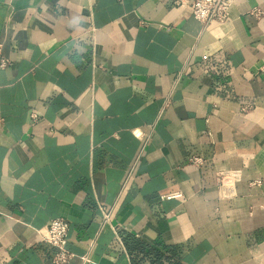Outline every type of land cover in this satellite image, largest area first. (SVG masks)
Here are the masks:
<instances>
[{
  "label": "crops",
  "instance_id": "obj_1",
  "mask_svg": "<svg viewBox=\"0 0 264 264\" xmlns=\"http://www.w3.org/2000/svg\"><path fill=\"white\" fill-rule=\"evenodd\" d=\"M0 43V264H54L56 217L64 264H264V0H0Z\"/></svg>",
  "mask_w": 264,
  "mask_h": 264
},
{
  "label": "built area",
  "instance_id": "obj_2",
  "mask_svg": "<svg viewBox=\"0 0 264 264\" xmlns=\"http://www.w3.org/2000/svg\"><path fill=\"white\" fill-rule=\"evenodd\" d=\"M234 0H172V3L180 8L189 9L191 15L197 21L207 24L211 21L219 23L225 22L229 16V10ZM250 14L259 18L263 12L258 9H252ZM8 65V60L2 52V44L0 43V69ZM264 71V66L262 67ZM30 123L34 124L40 119V115L35 111L29 113ZM132 133L141 138L143 136L139 128L132 129ZM187 162L193 166H200L204 162L203 159L196 155H190ZM133 166L129 167L127 174L129 175ZM238 178L236 171H222L215 176L216 188L220 195L227 196L229 190L232 188L231 180ZM251 185L260 184V181H254ZM181 194L179 192H168L160 195V199L178 198ZM99 210L102 215V224L109 222L110 211L104 205L99 204ZM68 231V222L61 217L51 219L43 228L39 229L43 241L55 248V253L52 257L54 264H64L68 262L73 253L66 248V236Z\"/></svg>",
  "mask_w": 264,
  "mask_h": 264
},
{
  "label": "trees",
  "instance_id": "obj_3",
  "mask_svg": "<svg viewBox=\"0 0 264 264\" xmlns=\"http://www.w3.org/2000/svg\"><path fill=\"white\" fill-rule=\"evenodd\" d=\"M131 244V245H130ZM126 245L128 250H133V249H142L144 248V245L141 242H138L137 240H134L133 238H126Z\"/></svg>",
  "mask_w": 264,
  "mask_h": 264
}]
</instances>
